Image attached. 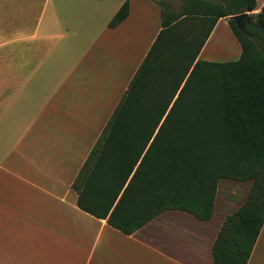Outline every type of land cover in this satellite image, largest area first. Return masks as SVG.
<instances>
[{
    "label": "crops",
    "instance_id": "1",
    "mask_svg": "<svg viewBox=\"0 0 264 264\" xmlns=\"http://www.w3.org/2000/svg\"><path fill=\"white\" fill-rule=\"evenodd\" d=\"M126 1L127 18L109 28ZM160 2L118 0L95 37L65 44L63 30L82 21L70 27L57 10L43 26V8L33 20L20 0H0V264H213L223 220L251 186L219 218L224 179L210 220L165 211L131 235L81 211L71 189L161 29ZM247 264H264V225Z\"/></svg>",
    "mask_w": 264,
    "mask_h": 264
},
{
    "label": "trees",
    "instance_id": "2",
    "mask_svg": "<svg viewBox=\"0 0 264 264\" xmlns=\"http://www.w3.org/2000/svg\"><path fill=\"white\" fill-rule=\"evenodd\" d=\"M161 29L71 189L77 207L131 235L165 211L213 217L220 180L252 182L225 217L213 264H247L264 225V7L256 0L160 2ZM249 14L236 61L199 59L221 19ZM129 14L128 2L108 24Z\"/></svg>",
    "mask_w": 264,
    "mask_h": 264
},
{
    "label": "rangeland",
    "instance_id": "3",
    "mask_svg": "<svg viewBox=\"0 0 264 264\" xmlns=\"http://www.w3.org/2000/svg\"><path fill=\"white\" fill-rule=\"evenodd\" d=\"M118 0H20L24 3V6L20 7L19 12L25 11V16L37 18L41 9H44V21L43 26L48 24L52 11H61V22H68L70 27H77L82 21L83 30L80 32H66L63 30L62 34L66 36L65 44L67 42H76L81 37L93 38L99 33L103 26L108 23L110 19L111 8ZM164 1L172 5L175 10H178L181 0H156ZM116 5V4H115ZM88 22V23H86ZM79 23V24H78ZM88 24V30L86 26ZM227 21L223 19L218 24V27L214 30L212 37L208 40L203 59L211 62H228L236 61L240 56L239 45L232 32L227 30ZM215 37V38H214ZM236 49V54L233 53ZM77 50H74L76 52ZM237 182L224 180L220 182V190L218 196V203L216 205V216L219 218L224 211L231 209L229 207L230 200H234V204H239L245 197L247 186H251L252 182ZM245 201V200H244Z\"/></svg>",
    "mask_w": 264,
    "mask_h": 264
},
{
    "label": "water",
    "instance_id": "4",
    "mask_svg": "<svg viewBox=\"0 0 264 264\" xmlns=\"http://www.w3.org/2000/svg\"><path fill=\"white\" fill-rule=\"evenodd\" d=\"M232 20L237 28V30L243 32V33H246L245 29H246V24L247 23H250V20H249V14L247 13H244V14H240V15H237V16H232V17H229V18H226V21H230Z\"/></svg>",
    "mask_w": 264,
    "mask_h": 264
},
{
    "label": "bare ground",
    "instance_id": "5",
    "mask_svg": "<svg viewBox=\"0 0 264 264\" xmlns=\"http://www.w3.org/2000/svg\"><path fill=\"white\" fill-rule=\"evenodd\" d=\"M215 38V37H214Z\"/></svg>",
    "mask_w": 264,
    "mask_h": 264
}]
</instances>
